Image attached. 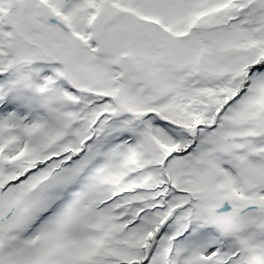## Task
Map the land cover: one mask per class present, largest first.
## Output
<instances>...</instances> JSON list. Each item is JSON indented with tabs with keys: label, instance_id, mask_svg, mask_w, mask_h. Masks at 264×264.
<instances>
[{
	"label": "snow or ice",
	"instance_id": "1",
	"mask_svg": "<svg viewBox=\"0 0 264 264\" xmlns=\"http://www.w3.org/2000/svg\"><path fill=\"white\" fill-rule=\"evenodd\" d=\"M0 264H264V0H0Z\"/></svg>",
	"mask_w": 264,
	"mask_h": 264
}]
</instances>
